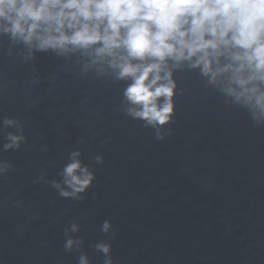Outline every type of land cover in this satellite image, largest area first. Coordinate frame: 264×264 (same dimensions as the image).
<instances>
[{
    "label": "water",
    "instance_id": "water-1",
    "mask_svg": "<svg viewBox=\"0 0 264 264\" xmlns=\"http://www.w3.org/2000/svg\"><path fill=\"white\" fill-rule=\"evenodd\" d=\"M25 53L0 36V119L19 115L29 137L0 152L16 165L0 179V264H77L63 247L74 219L93 264H103L91 247L100 239L111 240L116 264H264V127L185 70L172 133L157 140L120 110L125 82L79 76L78 56L36 53L25 63ZM77 147L97 173L84 200L34 183L41 168L59 179ZM105 219L111 237L99 231Z\"/></svg>",
    "mask_w": 264,
    "mask_h": 264
},
{
    "label": "clouds",
    "instance_id": "clouds-1",
    "mask_svg": "<svg viewBox=\"0 0 264 264\" xmlns=\"http://www.w3.org/2000/svg\"><path fill=\"white\" fill-rule=\"evenodd\" d=\"M4 35L24 46L25 63L36 53L78 56L79 76L125 82L120 110L151 128L157 140L172 133L182 91L176 73L185 70L197 72L229 107L264 127V0H0ZM4 87L0 83V92ZM36 103L31 100L28 107ZM28 139L25 119H0V152L20 151ZM83 157V147L72 148L59 179L41 168L34 183L50 185L60 197L84 200L97 173ZM92 159L104 163L103 154ZM15 170L13 161L0 157V179ZM15 203L23 207L22 200ZM81 230L75 219L65 226L64 250L78 254L77 264H93ZM99 231L114 235L113 221L105 219ZM91 247L102 254L103 264H116L110 239Z\"/></svg>",
    "mask_w": 264,
    "mask_h": 264
}]
</instances>
